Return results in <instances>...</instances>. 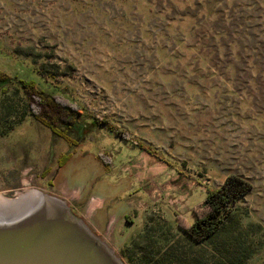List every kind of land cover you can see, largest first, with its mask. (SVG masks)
<instances>
[{
  "label": "rangeland",
  "instance_id": "obj_1",
  "mask_svg": "<svg viewBox=\"0 0 264 264\" xmlns=\"http://www.w3.org/2000/svg\"><path fill=\"white\" fill-rule=\"evenodd\" d=\"M225 13L230 32L244 22L262 39L264 0H0V71L119 131L67 140L16 85L0 89V193L63 200L123 264H264V82L217 70L233 56L213 57L206 23ZM231 174L251 190L191 238L180 226Z\"/></svg>",
  "mask_w": 264,
  "mask_h": 264
},
{
  "label": "trees",
  "instance_id": "obj_2",
  "mask_svg": "<svg viewBox=\"0 0 264 264\" xmlns=\"http://www.w3.org/2000/svg\"><path fill=\"white\" fill-rule=\"evenodd\" d=\"M207 9L206 15H215L219 12L214 6H209ZM231 19L232 14L225 13L224 19H221L224 21L210 20L206 23L209 30L215 29L209 34L210 37H207L215 47L211 52L213 57L219 59L221 53L225 52L223 55L231 54L238 62L233 61V58L226 62L217 61L219 65L216 66L217 70L228 81H242L244 76L241 75L244 74L246 82H264V35L262 39L254 36L251 30L258 26L244 22L236 23L235 29L230 32L227 24H230ZM199 22L194 23L193 28L198 27ZM237 28L243 29L244 34L238 36ZM193 30L191 29L190 32L192 33ZM190 48L198 51L204 49V47L195 48L194 45ZM199 59L206 63L202 52H199ZM209 66L213 67V64L210 63ZM11 85H16L22 91L30 115L48 127L56 136L77 142L76 140H80L96 128L119 133L111 121L87 114L80 106L71 104L68 98L47 93L39 89L34 81L13 78L0 71V89ZM69 133L75 135V140L68 136ZM139 145L145 149L148 148L143 144ZM251 188L252 184L247 179L236 174L227 176L220 187L207 188L204 198L192 209V221L181 225V229L195 240L207 239L225 225L237 200Z\"/></svg>",
  "mask_w": 264,
  "mask_h": 264
},
{
  "label": "water",
  "instance_id": "obj_3",
  "mask_svg": "<svg viewBox=\"0 0 264 264\" xmlns=\"http://www.w3.org/2000/svg\"><path fill=\"white\" fill-rule=\"evenodd\" d=\"M2 197L0 264H123L63 200L36 189Z\"/></svg>",
  "mask_w": 264,
  "mask_h": 264
},
{
  "label": "bare ground",
  "instance_id": "obj_4",
  "mask_svg": "<svg viewBox=\"0 0 264 264\" xmlns=\"http://www.w3.org/2000/svg\"><path fill=\"white\" fill-rule=\"evenodd\" d=\"M0 195H3L2 193H0ZM8 198H10V197H8ZM3 199V197L2 198H0V212L1 211H3L4 212V210H6V207H9V206H7V204H10V203H7L6 204V201H4V200H2ZM95 202V201H94ZM4 205H6V206H4ZM34 205H35V203H34Z\"/></svg>",
  "mask_w": 264,
  "mask_h": 264
}]
</instances>
